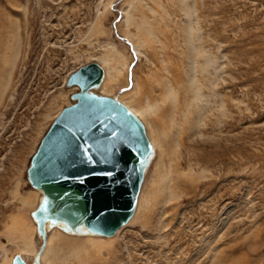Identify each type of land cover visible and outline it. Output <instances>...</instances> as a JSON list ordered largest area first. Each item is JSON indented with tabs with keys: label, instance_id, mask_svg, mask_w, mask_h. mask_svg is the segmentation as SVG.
Segmentation results:
<instances>
[{
	"label": "rangeland",
	"instance_id": "obj_1",
	"mask_svg": "<svg viewBox=\"0 0 264 264\" xmlns=\"http://www.w3.org/2000/svg\"><path fill=\"white\" fill-rule=\"evenodd\" d=\"M89 62L121 70L103 95L139 109L153 156L128 223L52 230L39 264H264V0H0V263L38 251L26 171Z\"/></svg>",
	"mask_w": 264,
	"mask_h": 264
},
{
	"label": "water",
	"instance_id": "obj_2",
	"mask_svg": "<svg viewBox=\"0 0 264 264\" xmlns=\"http://www.w3.org/2000/svg\"><path fill=\"white\" fill-rule=\"evenodd\" d=\"M101 76L96 62L68 75L66 85L78 87L74 102L51 121L26 173L30 185L51 198L48 209L56 217L113 235L133 213L149 145L142 122L128 108L87 92ZM12 264L25 263L15 254Z\"/></svg>",
	"mask_w": 264,
	"mask_h": 264
},
{
	"label": "bare ground",
	"instance_id": "obj_3",
	"mask_svg": "<svg viewBox=\"0 0 264 264\" xmlns=\"http://www.w3.org/2000/svg\"><path fill=\"white\" fill-rule=\"evenodd\" d=\"M184 8H185V6H184ZM190 45H191V47L193 46L191 48V50H189V53H190L189 58L191 59L193 57L192 55H193V53H194V51L196 49H195L193 43L190 40H188V46H190ZM135 50H137V48ZM120 71H121L120 69H116V73L115 74H111L108 70L102 69V76H101L100 81L98 82V84L90 87L87 90V92L94 94L93 89L101 88L100 93H102V94H100V95H103L105 87H106V84L109 81L111 82V80H114V78L116 77V74H118ZM194 82L195 81L192 78H189V83H190L189 90L192 91L191 93L195 97L197 94H196V88H195ZM72 86L77 87L76 85H72ZM168 94H169V96H172V94L170 92H168ZM97 95H99V94L97 93ZM103 96L110 97V96H108L106 94L103 95ZM110 98H112V99L116 100L117 102L121 103L122 105H124L126 108H128V110L130 112H132L142 122L141 115H140L142 113L138 112L139 109L136 110L131 105H129L126 102H124L123 98H118V99L115 98V97H110ZM196 98H197V96H196ZM194 100H195V98H194ZM147 141H148L149 148H148V153H147L145 158L150 161V159L153 156L154 147H153V144L151 143L150 139L147 138ZM146 168H147L146 162H144L143 163V169H144L143 170V175H144V172H145ZM34 188L40 192V197H39L38 205L31 212V216H32L33 220L36 223V231H37L38 235L41 238V244L43 243L44 246L41 248L40 251L35 252L34 257H33V261L31 263H27L25 261L24 257H22L21 254L17 253L19 255V257L24 261L25 264H35L36 261H37V264H39L41 262V258H42V254L44 252V249H45L47 243H49V241H50L49 237H48V233L50 231H52V230H58L59 229L60 231H63L65 233H70V234H73V235H90V236H105V237L112 236V235H101V234H97V233L91 232L86 227H84L82 222H75L74 223V222H70V221H68L66 219H61L59 217H56L54 215L55 212L53 210H49L48 209V205L50 203L51 198L43 191L42 188H38V187H34ZM139 193H140V190H139L138 195H137L136 205H135V208L133 210V213L130 216V218L124 224L128 223L129 220L132 218V216L135 213V210H136V207H137ZM34 200H35V195L32 194V195H28V196L22 198L21 202H22V204H25V205H31V204L34 203ZM38 209L41 211L40 215H36V211ZM20 238H21L22 244H23L22 251L25 252V253H34L33 246H32V244L30 242V237L27 234H25L24 232H21ZM89 246H90V248H94V247L99 246V244H97L95 241H92V242L89 243ZM13 258H14V256H13ZM13 258L11 260L3 258V260L1 261L0 264H12Z\"/></svg>",
	"mask_w": 264,
	"mask_h": 264
}]
</instances>
